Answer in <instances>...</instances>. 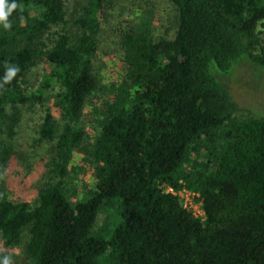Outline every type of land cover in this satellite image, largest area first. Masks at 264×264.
Returning a JSON list of instances; mask_svg holds the SVG:
<instances>
[{"label":"trees","instance_id":"trees-1","mask_svg":"<svg viewBox=\"0 0 264 264\" xmlns=\"http://www.w3.org/2000/svg\"><path fill=\"white\" fill-rule=\"evenodd\" d=\"M170 1L174 39L126 31L124 77L100 109L95 62L112 0H88L75 41L63 30L64 0H8L17 8L10 28L0 24V139L14 137L20 106L50 91L63 124L44 117L42 140H57L55 182L35 205L7 201L0 185V235L15 249L28 232L26 264H264V118L234 121L239 105L219 82L245 62L264 74V0ZM39 61L49 71L27 94ZM78 152L94 182L74 201L66 179ZM8 159L5 150L0 163ZM166 187L199 193L205 221ZM104 213L109 223L98 229Z\"/></svg>","mask_w":264,"mask_h":264},{"label":"rangeland","instance_id":"rangeland-1","mask_svg":"<svg viewBox=\"0 0 264 264\" xmlns=\"http://www.w3.org/2000/svg\"><path fill=\"white\" fill-rule=\"evenodd\" d=\"M64 6L66 26L63 30H66L75 41L81 35L76 22L84 15L88 0H64ZM178 26V12L170 0H112L111 10L104 16L99 35V52L95 62L100 81L97 107L101 109V105L111 98L112 87L122 83L125 67L122 35L133 28L141 32L148 31L154 39H174ZM61 28H54L51 34L61 32ZM235 68L228 75H220L224 77L223 80L217 78L220 83L229 87L239 105L240 110L233 120L238 123L261 120L264 118V74L248 62L242 63L236 70ZM48 71L49 67L43 61L37 62L29 69L23 87L27 94L41 88ZM55 95V92L50 91L43 102H31L20 106L17 110L19 124L14 137L9 139L3 136L0 139V161L3 151L9 153V159L4 164L0 163V185L7 201L35 205L39 193L55 182L51 174V165L56 157L57 140L46 141L40 136L47 113L54 114L59 125L63 126L54 104ZM92 112V107H88L84 119L88 132L87 150L90 149L89 145L94 136L92 126H95V117L92 116ZM192 160H197V157L194 156ZM91 162L88 156L76 153L72 170L66 179L74 201L84 199L88 188L94 182V166ZM193 166L194 163L190 167ZM185 190L200 196L194 190L188 188ZM108 223V215L101 214L97 228L101 229ZM29 238L28 232H25L21 245L15 249H7L0 235V255L7 257L10 264H26V245Z\"/></svg>","mask_w":264,"mask_h":264},{"label":"built area","instance_id":"built-area-1","mask_svg":"<svg viewBox=\"0 0 264 264\" xmlns=\"http://www.w3.org/2000/svg\"><path fill=\"white\" fill-rule=\"evenodd\" d=\"M165 192L176 196L180 201L181 206L185 210L192 213V215L196 219H199L202 222L205 221V212L203 210V203L199 195L196 196L194 194L188 193V191H186L185 188L180 190H174L173 188L167 187Z\"/></svg>","mask_w":264,"mask_h":264},{"label":"clouds","instance_id":"clouds-1","mask_svg":"<svg viewBox=\"0 0 264 264\" xmlns=\"http://www.w3.org/2000/svg\"><path fill=\"white\" fill-rule=\"evenodd\" d=\"M16 8V3L9 4L8 0H0V24H3L6 29L11 27V24L8 22V18L11 13L16 10ZM21 21L23 22V18H21ZM13 76H15V73H10L9 79H11ZM4 264H10V261L7 257L5 258Z\"/></svg>","mask_w":264,"mask_h":264}]
</instances>
